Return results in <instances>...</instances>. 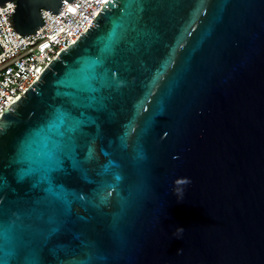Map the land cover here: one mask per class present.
Masks as SVG:
<instances>
[{
    "label": "water",
    "instance_id": "obj_1",
    "mask_svg": "<svg viewBox=\"0 0 264 264\" xmlns=\"http://www.w3.org/2000/svg\"><path fill=\"white\" fill-rule=\"evenodd\" d=\"M7 262L264 264V0L104 2L0 117Z\"/></svg>",
    "mask_w": 264,
    "mask_h": 264
},
{
    "label": "built area",
    "instance_id": "obj_2",
    "mask_svg": "<svg viewBox=\"0 0 264 264\" xmlns=\"http://www.w3.org/2000/svg\"><path fill=\"white\" fill-rule=\"evenodd\" d=\"M106 0H73L62 14L39 11L42 26L31 35L13 32L9 15L16 3L0 5V117L22 95L59 51L73 44L87 29Z\"/></svg>",
    "mask_w": 264,
    "mask_h": 264
},
{
    "label": "snow or ice",
    "instance_id": "obj_3",
    "mask_svg": "<svg viewBox=\"0 0 264 264\" xmlns=\"http://www.w3.org/2000/svg\"><path fill=\"white\" fill-rule=\"evenodd\" d=\"M60 122L61 124L63 125L64 123H66V117L64 116H61L60 117ZM71 130H74V129H71ZM55 151H56V146H54V150H53V156H55ZM54 163H56L57 165L59 163H62V161H58V160H55ZM48 191L53 195L55 196L56 198L58 199H63L65 202H67V194L62 192V191H57L54 187H49L48 188ZM7 264H9V262H7Z\"/></svg>",
    "mask_w": 264,
    "mask_h": 264
}]
</instances>
